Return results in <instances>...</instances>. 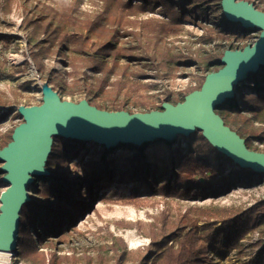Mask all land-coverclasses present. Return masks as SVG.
<instances>
[{"label": "trees", "instance_id": "trees-1", "mask_svg": "<svg viewBox=\"0 0 264 264\" xmlns=\"http://www.w3.org/2000/svg\"><path fill=\"white\" fill-rule=\"evenodd\" d=\"M16 1H24L23 28L31 34L28 44L37 71L45 73L49 60L63 68L49 69L46 81L53 89L61 96L86 97L98 108L106 101L113 110H121L129 101L146 108L156 107L159 101L177 103L201 88L205 75L183 92L160 89L159 81L177 77L181 64L193 63V56L174 60L169 43L186 30L187 22L213 25L221 39L231 40L228 46L257 30L227 19L221 0H0V11L10 12ZM246 1L264 11V0ZM221 57H199V69L204 74L219 70ZM12 111L23 118L16 109L0 111V118ZM217 113L248 148L264 151V68L242 80L234 95L218 105ZM13 130L0 132V148L12 140ZM87 153L92 158L86 174L71 178L70 160L78 154L83 160ZM46 166L49 182L40 185L35 179L30 184L35 194L21 209L18 262L57 264L56 251L46 253L44 247L55 248L54 240L75 227L77 219L93 208L98 191L106 187L124 186L139 199L198 201L264 182L263 173L235 163L199 130L173 140L158 138L109 148L54 136ZM219 176L224 177L222 181L211 182ZM151 217V222L126 224L150 238L146 247L128 249L123 238L112 243L117 264L129 260L134 264H215L213 251L219 257L233 250L241 257L247 255L242 241L258 229L260 237L250 244L258 249L238 264H264V198L246 208L196 207V215L172 217L162 211Z\"/></svg>", "mask_w": 264, "mask_h": 264}, {"label": "water", "instance_id": "water-1", "mask_svg": "<svg viewBox=\"0 0 264 264\" xmlns=\"http://www.w3.org/2000/svg\"><path fill=\"white\" fill-rule=\"evenodd\" d=\"M224 16L261 30L254 44L226 49L222 67L205 74L200 89L187 93L176 104L164 101L163 110L129 113L98 108L87 99L64 100L47 82L41 84L40 105L18 107L23 122L12 140L0 148L2 181L0 194V250L18 253L21 209L30 200L35 176L48 175L46 166L54 136L93 141L106 147L120 143L142 145L158 138L173 140L199 130L220 152L235 163L264 174V151L248 148L245 139L225 124L217 107L234 95L237 85L260 67L264 68V12L246 0H221Z\"/></svg>", "mask_w": 264, "mask_h": 264}, {"label": "rangeland", "instance_id": "rangeland-1", "mask_svg": "<svg viewBox=\"0 0 264 264\" xmlns=\"http://www.w3.org/2000/svg\"><path fill=\"white\" fill-rule=\"evenodd\" d=\"M84 6L89 7V5ZM24 18V1H16L8 13L0 11V111L3 112L12 109L18 111V107L21 105H40L43 102L41 84L46 81L49 69L56 67L63 70L60 63L49 60L46 61L47 70L45 73L41 74L37 71L28 44L31 34L29 30L23 28ZM212 26L206 22H187L186 30L181 35L170 38L169 43L173 50L174 60L180 59L178 58L180 56H193L194 58L190 59L193 60V63H183L179 66L180 72L177 77L159 81L161 90L167 88L174 92H183L186 88L197 85L200 77L205 75L199 69L197 62L199 57L223 55L228 48L243 49L248 44H254L261 33V30L258 29L249 34L247 39L236 41L235 45L228 46L231 40L221 39L218 33L213 31ZM27 82H31L29 87L26 85ZM61 97L74 102L87 99L86 97L80 98L79 95L75 97L62 95ZM4 102L8 105H3ZM104 102V107L101 109L113 111L110 104ZM162 103L159 101V106L146 108L129 101L121 110H126L129 113L163 110ZM171 103L176 104V102ZM21 122H23V118L17 117L16 112L12 111L7 117L0 118V132H8ZM183 145L185 146V143ZM90 154H85L83 160L80 159V154L70 160L71 178H78L86 174V165L92 158ZM2 164L0 163V194L7 188L2 181L4 175L1 170ZM49 178V175L35 176L37 184L40 185L49 182ZM223 178L222 176L211 178V182L217 184ZM29 191L30 195L35 194L34 187L31 186ZM261 198H264V182L249 187H236L228 190L225 194L198 201L164 197L139 199L126 192L124 186L106 187L98 191L93 208L77 219L75 227L66 230L65 235L54 240L55 248L45 246L44 251L46 253L56 251L57 264H117L111 246L118 238L124 239L128 249L146 247L150 242V238L138 228L128 227L126 224L129 222H151V216L162 211L176 217L183 213L196 215V207L234 206L246 208ZM262 228L264 229V225ZM259 232V229L256 230L242 241L246 244L245 253L247 255L245 256L241 257L236 250H233L219 257L213 251L215 264H238L241 260L248 259L250 254L258 249L250 244L257 242L260 237ZM16 255L12 254L11 264L25 263L18 262ZM121 264H134V262L129 260Z\"/></svg>", "mask_w": 264, "mask_h": 264}, {"label": "bare ground", "instance_id": "bare-ground-1", "mask_svg": "<svg viewBox=\"0 0 264 264\" xmlns=\"http://www.w3.org/2000/svg\"><path fill=\"white\" fill-rule=\"evenodd\" d=\"M12 253L10 251L0 250V264H11ZM29 264V263H20Z\"/></svg>", "mask_w": 264, "mask_h": 264}, {"label": "clouds", "instance_id": "clouds-1", "mask_svg": "<svg viewBox=\"0 0 264 264\" xmlns=\"http://www.w3.org/2000/svg\"><path fill=\"white\" fill-rule=\"evenodd\" d=\"M63 2H65V3H66V2H67V0H63Z\"/></svg>", "mask_w": 264, "mask_h": 264}]
</instances>
